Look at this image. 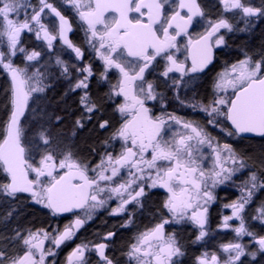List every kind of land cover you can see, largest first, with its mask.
<instances>
[{"label":"snow or ice","instance_id":"obj_1","mask_svg":"<svg viewBox=\"0 0 264 264\" xmlns=\"http://www.w3.org/2000/svg\"><path fill=\"white\" fill-rule=\"evenodd\" d=\"M65 2L75 9L86 25V42L103 65L99 79L109 84L105 95L115 104L114 111L120 117L119 126L104 144L107 148L119 141L121 150L115 154L105 150L93 164L78 159L67 145L62 148L53 145L51 128L53 124L59 125L62 117L50 115L39 104L30 109V101L41 100L42 94L52 87L50 77L53 74L41 63L42 53L27 50L21 37L25 32L32 33L36 40L46 43L49 51L53 49V41L59 39L77 60L84 59V51L69 39L72 25L50 0H38L37 5L31 0H0V45L6 46V51L0 50V69L10 78L4 105L8 116L0 124V173L6 181L0 183V197L9 202L27 198L50 210L54 216L82 211V215L77 214L63 231L50 233L44 229H29L25 235L17 228L3 230L8 229L17 213L15 208L8 210L0 216V225H3L0 229V264H56L55 259H47L57 253L53 247H45V241L59 249L110 200H116L117 206L109 214L127 213V222L121 227H128L135 210L144 206L146 190L155 188L167 193L162 205L167 215L152 228L139 233L126 256L134 264H179L178 258L184 255L182 247L175 232L166 233L165 226L190 222L199 229L196 240H203L208 235L209 206L215 200L213 189L245 171L240 196L224 205L231 209V215L224 216L220 225L231 228L237 241L220 246L227 254L225 259L221 260L215 252H206L197 258L196 264H243L241 258L246 255L255 260L257 252L264 253V236L249 230L243 214L254 196L264 191V158L258 161L261 169L258 174L255 165H249L231 144L220 143L206 127L166 110L154 114L148 102L155 101L164 109V97L145 77L157 57L166 61L160 73L165 78L173 72L179 73L181 79L190 73L204 72L213 63V47L225 42L224 36L218 35L220 30L244 29H235L221 14L215 20L208 19L205 31L193 39L188 28L196 17H205V10L198 0H176L175 3L171 0ZM219 3L224 12L239 15L248 26L254 27L256 21L264 20V0L260 6L244 0H219ZM166 5L170 12L166 11ZM46 10L59 20L55 30L50 31L43 22ZM181 35L188 37L186 48L190 66L178 61L170 51L177 47L176 39ZM18 54H23L27 62L24 67L13 62ZM55 65L60 69V76L72 81L65 95L80 92L81 114L75 127L81 129L85 126L84 121L96 119L99 129L110 128V121L102 114L103 100L93 99L88 91L91 79L96 75L92 64H73L75 79L68 64L59 56L55 58ZM112 70L118 73L115 83L109 81L108 74ZM181 79H173V85L179 88ZM214 91L216 95L199 106L208 117L206 125L220 127L228 137L243 138V134L251 133L264 138V50L256 57L245 53L243 59L225 67L217 74ZM176 99L179 100V96ZM180 103L183 105L185 101L180 100ZM187 106L197 107L195 104ZM26 111H31L37 121L35 147L43 149L35 163L23 142L25 128L21 118ZM172 125L183 131L173 130ZM205 148L209 149L210 155ZM209 159L211 165L206 166L204 162ZM129 205L133 208L129 209ZM255 213L252 219L264 224V202ZM232 220L239 221L238 226L233 227L229 223ZM114 235V232L107 233L104 241ZM245 236L252 239L256 251L248 250L247 245L239 242ZM108 247L106 242L91 244V247L81 243L68 254L66 264H89L87 252H95L99 258L97 264H118L106 254Z\"/></svg>","mask_w":264,"mask_h":264},{"label":"flooded vegetation","instance_id":"obj_2","mask_svg":"<svg viewBox=\"0 0 264 264\" xmlns=\"http://www.w3.org/2000/svg\"><path fill=\"white\" fill-rule=\"evenodd\" d=\"M54 7L61 12L62 15L69 20L72 25V31L68 33L69 39L77 46L81 47L84 51V59L77 60L75 54L63 45L62 41L59 39L53 41V49L49 51L47 45L43 40H36L34 34L25 32L21 37L22 45L29 51L36 50L42 53L41 63L46 64L47 69L52 73L51 84L46 93L42 94V99L33 103L30 101V109L39 106L45 108L50 115H59L62 120L59 125L53 124L52 128L59 127L63 124L64 116L61 113L60 105L57 104V97L66 104H72L76 113H73V118L75 126L76 119L81 114V107L79 105L80 92H65L69 88L71 80L65 79L60 76V69L55 65V58L59 56L63 61H65L70 71L72 72V77L75 79V70L71 68L73 64H86L91 63L95 76L91 79L89 85V93L91 97L95 100H103L102 114L105 119L110 121V128L107 130H101L98 127L96 119L91 121H84L85 126L82 129L89 127H96L99 132L104 133L100 137L102 146L100 148L99 154L95 155L93 159H84L83 161H91L93 164L96 163L100 155H102L105 150L112 151L114 154L120 152V143L115 141L110 147L105 146L104 141L109 138L111 132L119 126V114L114 111L115 104L107 100L106 93L109 90V84L99 79V73L103 69L101 61L96 57V53L90 48L86 42L85 29L86 25L79 19L76 14L75 9L71 5L67 4L65 0H50ZM175 3L176 0H171ZM245 3H250L253 6H260L262 0H244ZM202 8L205 10V17H196L193 20L192 25L188 28V33L195 39L199 34H202L207 27L206 21L208 19L215 20L218 16L223 14L224 17L229 19L235 29H244V31L234 30L237 34H240L244 38H248L254 34L258 28L264 24V20L256 21L254 27L245 24L244 19H241L239 15L232 12H224L223 6L220 5L219 0H198ZM38 4V3H37ZM166 11H171L168 5L165 6ZM108 15H114L109 13ZM133 16L135 13L132 14ZM43 22L49 27L50 31L58 28L59 21L46 10V14L43 16ZM227 30L221 29L218 35L225 36ZM228 36L223 45L219 47H213V63L204 70V72L190 73L188 76L180 78V74L173 72L169 73V77L165 78L160 73L164 70V65L166 61L162 57H157V60L153 62L151 68H149L145 77L148 81H151L156 86L158 92L163 94L165 108L162 109L160 104L155 101H150L149 107H152L154 114L159 115L161 111L166 110L167 112L173 113L184 120L191 121L193 123L199 124L201 127H206V130L214 137H216L220 143H229L236 150L238 154L245 157L249 165H255L254 170L261 171L258 161L264 158V138L259 136L249 137L248 135L241 137H228L223 132L220 131V127L213 128L210 125H206L208 120L207 115L199 110V106L209 102L216 92L214 91V81L217 74L225 69V67L236 63L238 60L244 58L245 53L256 57L251 53L248 47L249 43H230ZM215 40V37H213ZM188 43V37L181 35L176 39V48L170 49L178 61L185 62L186 65H191V59L189 57V52L186 48ZM240 44H244L245 47H240ZM24 65L27 63L24 61L23 54H19ZM186 57H188L186 59ZM32 69H30L31 71ZM43 70V69H42ZM1 73V70H0ZM3 73H6L3 71ZM1 73V74H3ZM109 81L115 83L118 79V73L112 70L109 74ZM173 79H181L179 88L173 85ZM6 89L10 86L9 76L6 73L5 77ZM222 94V93H221ZM229 94H231L229 92ZM179 96V100L176 97ZM119 101L122 98H114ZM180 100L185 101V104H181ZM197 105L196 108L187 105ZM62 105V104H61ZM30 111H27L26 118L23 123L26 122L27 117H29ZM22 123V124H23ZM32 124H37V121L33 119ZM32 125V126H33ZM51 128V129H52ZM173 130H180L179 126L172 125ZM171 134V133H170ZM248 134V133H246ZM25 145L30 150V155L33 157V162H38L40 157V152L43 150H37L35 147L36 141L34 137H28V141ZM53 143L55 139L53 138ZM204 151L210 155L209 149L205 148ZM252 157V158H251ZM206 166L211 165V160H206ZM246 178V171L238 173L236 177H233L232 181L226 182L223 185H218L213 189V194L215 200L209 206L208 212V224L206 226L208 230V235L200 241L196 240L199 229L190 222H183L181 224H169L165 226L166 233L175 232L176 238L179 241L184 255L179 259V264H186L188 258L191 264H196L197 258L202 256L204 253L215 252L221 259L227 257L226 253L221 251V245L229 242H236L237 237L231 228L225 229L220 227L223 222V217L226 215H231V209L225 208L224 205L233 202L240 196V187L242 186V181ZM6 182L4 174L0 173V183ZM148 192L147 196L143 198L144 206L143 208H138L135 210V214L132 217V223L128 227H121L122 224L127 222L128 214L121 215H110L109 212L112 208L117 206L116 200L108 201L105 208L97 210L93 219L88 221L79 231L76 232L75 237L71 240L62 244L59 249H55L48 241H45V247H53V250L57 253L55 257H48V261L55 259L56 264H66V258L68 254L79 244H91L106 242L109 244L106 254L118 261V264H134V262L129 261L126 253L129 246L136 242V237L139 233L145 231L146 229L152 228L156 223H158L163 215H167L166 210L162 208L163 202L167 197V193L160 188H155L151 190H146ZM264 202V191H259L253 198V202L246 206L245 222L249 230L255 232L257 236H264V224H260L258 220L252 219L255 210L259 205ZM129 209L133 208V205L128 206ZM12 208L17 210V213L13 216L12 220L9 222L8 229H3V225H0V229L9 231L12 228L19 229L23 234H27V230L31 229L33 231L38 229L47 230L50 233H54L56 230L63 231L66 225L71 224L75 219L76 215H82L81 210H77V213H63L58 215H52L50 210L44 208L41 205L30 202L27 198L22 199L20 202H9L5 198L0 197V216H4L6 212ZM233 227L238 226L239 221L232 220L229 222ZM109 232H114L115 235L108 241H104V237ZM250 237H243L239 240L240 243L247 245ZM91 242V243H89ZM86 257L89 264H97L99 260L95 252H87ZM243 264H248L249 259L247 256L241 258Z\"/></svg>","mask_w":264,"mask_h":264},{"label":"trees","instance_id":"obj_3","mask_svg":"<svg viewBox=\"0 0 264 264\" xmlns=\"http://www.w3.org/2000/svg\"><path fill=\"white\" fill-rule=\"evenodd\" d=\"M230 43H249L246 45V47L249 48L251 53L258 55L262 50H264V24L261 25L258 30L248 38L238 36L230 41ZM240 47L245 46L244 44H240ZM6 85L5 76L0 73V124H2V122L6 120L8 116V110L4 107V105L7 103ZM57 104L61 107L60 110L64 116V121L61 126L55 128L53 133L55 136L54 145H59L61 148L65 145L69 146L74 154L82 161L84 159H93L95 155L99 154L100 148L102 146L99 138L105 134L99 132L96 127L77 129L75 126H73L75 119L72 115L73 113L77 112V109H75L74 106H71L74 104V102L71 105L66 104V102L64 103L60 99V96H58ZM72 133L77 134L74 141L70 140L71 136L73 135ZM189 258L186 261V264H191ZM248 264H264V256H261L256 262Z\"/></svg>","mask_w":264,"mask_h":264},{"label":"rangeland","instance_id":"obj_4","mask_svg":"<svg viewBox=\"0 0 264 264\" xmlns=\"http://www.w3.org/2000/svg\"><path fill=\"white\" fill-rule=\"evenodd\" d=\"M31 3L33 4V5H37V3H38V0H31ZM236 31V30H235ZM235 31H233V32H227V33H225V36L226 35H230V36H228L229 38V40H227V42L228 41H232L233 39H235L236 37H238V36H241L240 34H237V32H235ZM224 36V37H225ZM227 38V37H226ZM226 38L224 39V40H226ZM0 50H5L6 51V46L5 45H0ZM13 62H14V64L15 65H17V66H19V67H24L25 65H24V62H22V59H21V57H20V55L18 54L16 57H14L13 58ZM1 70V73H3V70L2 69H0ZM3 75L6 77V73H3ZM33 114H32V112L30 111V113H29V117H27V119H26V122L23 124V127L25 128V137H24V141L25 142H27L28 141V137L30 138V137H34V134H35V132L37 131V124H32V122H33ZM33 125V126H32ZM54 131H55V128H52L51 129V133H52V136H53V138L55 139V136H54ZM73 134V133H72ZM77 136V134L76 133H74L72 136H71V138H70V140L71 141H74L75 140V137ZM53 145H54V143H53ZM55 146V145H54ZM57 150H59V149H57ZM74 153V152H73ZM77 157V156H76ZM78 159H80L79 157H77ZM259 225H262L261 223L259 224V223H257V226H259ZM247 246H248V250H250V251H256L257 250V246L252 242V240H250V242L247 244ZM247 256V255H246ZM261 256H264V253H260V252H257V255H256V259L255 260H253L252 258H251V256H247L248 257V259H249V263H252V262H256ZM181 258V257H180ZM221 260H223V259H221Z\"/></svg>","mask_w":264,"mask_h":264},{"label":"water","instance_id":"obj_5","mask_svg":"<svg viewBox=\"0 0 264 264\" xmlns=\"http://www.w3.org/2000/svg\"><path fill=\"white\" fill-rule=\"evenodd\" d=\"M52 15H53V14H52ZM53 16H54V15H53ZM54 17H55V16H54ZM55 18L58 20L57 17H55ZM58 21H59V20H58ZM9 80H10V78H9ZM26 114H27V111H26V113H25V116H26ZM25 116L21 118V123H22V121L24 120ZM245 135H248L249 137H253V136H255L254 134H251V133L243 134V136H245Z\"/></svg>","mask_w":264,"mask_h":264}]
</instances>
